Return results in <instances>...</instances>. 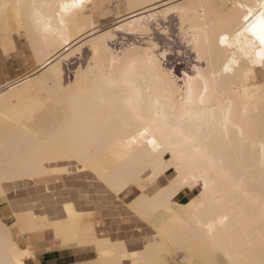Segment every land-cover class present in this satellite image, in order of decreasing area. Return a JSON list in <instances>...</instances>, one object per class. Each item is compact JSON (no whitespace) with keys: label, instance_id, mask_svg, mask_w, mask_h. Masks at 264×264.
Returning a JSON list of instances; mask_svg holds the SVG:
<instances>
[{"label":"bare ground","instance_id":"obj_1","mask_svg":"<svg viewBox=\"0 0 264 264\" xmlns=\"http://www.w3.org/2000/svg\"><path fill=\"white\" fill-rule=\"evenodd\" d=\"M92 1L87 0L88 7L78 10L79 15L65 14V19L69 20L66 27L60 24L58 9L46 5L70 3L71 0H8L21 5H39V8H21L22 25L13 20L7 33L0 19L1 59L6 56L3 54L5 46L10 55L18 50L22 38L33 55L25 81L17 83L16 79L4 74L0 84V201H9L10 216L14 218L12 224L0 218V234L5 228L22 237L30 235L32 239H43L51 234L60 246L95 247L96 258L89 259L86 264H121L129 259L118 252V248L127 250L125 245L113 241L114 236L111 239L104 234L105 229L98 226L95 213L79 211L67 198V185L55 182L60 176L85 173L117 198L130 188L137 190V195L127 203V211L144 227L148 235L146 244L152 245L148 253L138 259L155 256L167 264H174L180 255L181 264H211L221 251L225 255L230 252L234 259H242L249 253L246 229H252L251 236L258 241L264 217V149L261 148L264 144V93L261 92L264 69L259 62L253 64L244 53H239V63H246L250 74L245 75L243 68L235 74L223 73L222 65L230 57L219 51L216 38L219 33L232 30L230 6L238 0H124L127 14L123 16L118 12L117 31L128 26L129 34H139L137 30L141 25H151L150 19L145 18L160 13L158 5L164 8L189 6L182 7L183 24L180 15L177 16L181 34L194 58L192 64L187 62L191 64L190 69L181 70L180 87L175 90L176 105L181 106V89L187 98V89L183 87L185 71L195 76L196 69L200 68L209 77L215 71L217 79L214 100L207 106L206 115L201 112L197 117L193 112L190 119L180 110H171V97L165 99L162 88L158 91L146 64L137 62L132 67L136 57L142 56L140 50L148 49L150 44L132 43L115 50L110 42L114 41L113 30L99 31V22L90 7ZM243 2L254 4L256 0ZM34 12L40 14L39 25L30 19ZM172 13L176 12H169L168 16ZM49 20L52 30L45 32L44 24ZM128 20H133V24L127 25ZM154 25L160 26L156 22ZM22 26L26 29L24 35L20 34ZM205 26L207 38L200 31ZM106 34H110L105 41L107 46L100 47L98 54H94L96 38ZM153 41L159 50V43ZM77 43L74 55L87 45L91 56L86 67L79 66L75 72L72 84L77 87L69 90L63 61L71 55L64 56L63 52ZM197 47L200 58H197ZM170 52L168 50V58ZM167 57L162 58L163 61ZM252 59L258 61L254 54ZM90 63L95 75L89 71ZM53 66L59 68V78L51 74ZM169 70L175 74L173 68ZM109 75L116 81L115 86L109 87L106 79ZM200 83L192 82L193 95ZM245 88L249 90L247 94ZM101 93L106 100L104 105L98 102ZM158 95L167 119L159 121L157 141L165 145L171 141L174 147L178 146V151L182 148L186 154H194L196 146L206 147V156L216 161L218 183L203 198L202 182L184 184L175 166L164 163L172 159L171 151H161L157 158L151 145L139 136L145 122L156 118ZM194 107L201 108L198 102ZM134 138L135 142L130 143ZM68 155L74 158H64ZM196 163L203 166L206 161L201 159ZM58 166L67 170L54 171ZM6 168L13 178L4 179ZM183 192L195 194L186 202H178ZM13 194L23 196L10 201ZM193 200L197 201V209L189 208ZM66 204L71 205L75 213L71 217ZM209 223L216 225L215 238L208 233L206 225ZM20 227L27 232L20 233ZM2 256L0 235V258ZM256 258H259L258 246Z\"/></svg>","mask_w":264,"mask_h":264},{"label":"snow or ice","instance_id":"obj_2","mask_svg":"<svg viewBox=\"0 0 264 264\" xmlns=\"http://www.w3.org/2000/svg\"><path fill=\"white\" fill-rule=\"evenodd\" d=\"M48 8L55 7L58 9V14L60 15V24L62 26H67L69 20L65 19V14L68 16L79 15V11L88 7L87 0H71L70 3H62L59 5H46ZM161 8L160 13H154L151 17L145 19L155 20L157 25H160V17L163 16L166 22L160 25L159 28L156 25H141L137 30L139 34L144 36V39L147 43L150 44L148 49H141L140 52L142 56L136 57L133 62L132 67L134 68L137 62L146 64L149 67L152 79L158 85L159 89H163L165 99L171 97L170 107L172 111L180 110L187 114L188 118H191V114L193 112L196 113L197 117L200 116L201 112H205L206 108L210 105L214 100L215 86L217 83L216 72L213 71L211 77H209L206 71L197 68V75L191 76L185 71L183 73L185 77L184 88L187 89V98H185L183 89H181L179 93V100L181 101V106L178 107L175 103L176 97V89L179 86V76L181 75L180 69H175V74L169 70L168 66L164 64L162 58L168 56V46L165 44L159 47L153 41V32L163 31L165 36L171 35L168 32V28L172 26L175 22L174 20H168L169 12L175 11L180 15V23H184V15L182 11V7L189 6H181L175 5L171 8H164L162 5H158ZM203 7V6H201ZM21 8H31L37 9L39 5H21L18 3H10L8 0H0V19L3 20L5 25L6 33L11 30V25L13 20L17 25H22V17L20 14ZM231 11L229 13L230 16V24L231 31L221 32L217 36V46L220 52L224 53L226 57H230L227 59V62L222 65L223 73L240 71L241 68L244 69L245 75L250 74V70L247 69L246 63L241 65L239 63V53H244L247 56L248 61L255 64L259 62L262 69H264V0H256V3H245L243 0H238V2L232 4L230 6ZM30 19L33 23L39 25L41 23L40 14L38 12H34L30 14ZM51 21L49 20L46 24H44V31H51ZM26 29L21 27V35L25 34ZM183 31V29H182ZM203 32L204 37L207 38L208 33L206 26L205 28L200 29ZM110 34H106L104 37L96 38L97 43L94 44V54H98L100 47H106L105 41L107 40ZM245 45L247 47H245ZM258 46V51H257ZM251 49V51H249ZM197 58H200L201 52L200 48H196ZM4 55L8 54L7 46L4 48ZM72 52L70 55H74ZM255 55L258 58L257 60L252 59V55ZM116 63L115 58L113 59V64ZM234 66L235 70H234ZM89 71L95 75V71L92 68L90 63ZM51 74L57 76L59 78L60 70L58 67L53 66L50 70ZM77 82L81 80V76L77 74ZM107 83L109 87L115 86L116 81H114L109 75L107 78ZM198 81L202 82L197 85L196 94L193 95V87L192 82ZM77 87L73 85L71 81L68 83V89H73ZM151 91V89H150ZM245 94L248 93V89H244ZM261 92L264 93V86H261ZM7 94V93H5ZM100 105H104L106 100L101 93L99 100ZM199 103L201 106L200 109H196L194 105ZM228 115L231 116V109L229 108ZM155 119H149L145 122L143 130L139 132V136L146 139V142L151 145V149L154 153H156L157 158L161 151H171L172 159L164 161L165 164L169 166H175L177 173L183 176L184 184H200L202 182V187L204 189L201 192V198H203L209 191L212 189L217 183L219 176V170L216 167V161L214 158H209L206 156L208 149L206 147L196 146L194 150V154H186L184 150L181 148L179 151L177 147H174L169 141L167 145L163 143V141L158 142L156 138V131L159 130V121L160 119H167L166 115L161 109L160 98L157 96L156 100V111H155ZM211 119H215V116L211 117ZM227 119L225 120V125H227ZM243 135V133H242ZM148 137H151L150 139ZM135 142V138L130 143ZM261 148L264 149V144L261 145ZM66 159H72L71 155L65 156ZM204 159L206 161L205 165L201 166L196 163L197 161ZM83 162V161H82ZM86 163V162H84ZM222 164V161H221ZM57 172L66 171V168L56 167L53 169ZM13 178V174L6 168L4 171V179ZM179 178V177H178ZM118 191L117 189H114ZM131 207V206H130ZM199 206L197 205V201L193 200L189 205L190 209H197ZM65 208L69 212V216H73L75 213L72 210L71 205H65ZM140 215L138 209H133ZM226 219V218H225ZM19 223V221H17ZM148 223L151 224L152 220L149 219ZM223 224V221H221ZM16 227V224L13 225ZM156 227H159L156 225ZM208 229V233L215 238V223H209L206 225ZM20 233H26L27 229L20 227ZM246 232L249 234V240L247 242V247L249 248V253H246L242 259H234L231 253L224 254L223 251L219 252L213 260L211 264H264V217L261 219V224L259 228V239H253L251 236L252 229H246ZM2 235L3 240V256L0 258V264H40V260L38 259L36 246L32 242V237L30 235H25L23 239L18 238V235L14 231H10L5 228ZM258 246L259 250V258H256V248ZM151 244H146L144 248V252H138L135 250H124L122 248H118V252L121 255H125L129 257L131 264H167L162 258H157L155 256L146 258L144 260L138 259L141 256H144L148 253L149 248H151ZM106 254V253H105ZM223 257V258H221ZM195 264V262H193Z\"/></svg>","mask_w":264,"mask_h":264},{"label":"crops","instance_id":"obj_3","mask_svg":"<svg viewBox=\"0 0 264 264\" xmlns=\"http://www.w3.org/2000/svg\"><path fill=\"white\" fill-rule=\"evenodd\" d=\"M5 58L6 56H3L2 59L0 57V66L2 67L5 65V63H3L5 62ZM4 70L5 69L0 70V84L2 80H4L5 75L7 78L12 79L8 76V71ZM88 177L91 176L85 173H73L60 176L55 182L58 184L65 183L67 185V198L75 203L79 211H93L95 213L94 216L98 226L102 230L105 229L104 234L110 236L111 239L114 236L112 240L122 242L127 250L142 251L145 247L148 235L141 223L134 216L129 215L127 211V203L137 195V190L135 188H130L123 193V196L117 198L111 193L107 194L105 190H101L97 185L91 183L89 179H87ZM23 194L19 196L14 194L11 195L10 201L15 200L17 197L20 199ZM194 194L195 193L183 192L179 195L177 201L186 202ZM37 211H40V209ZM116 211L118 212L116 213ZM0 218L7 224H12L14 222V218L10 216L9 201L6 199L0 201ZM116 222L119 223L115 224ZM101 235H103V233ZM18 238L23 239L19 234ZM32 241L36 246L40 264H86V262H89V259L92 261V259L94 260L97 256L95 247L92 249V247L89 248L86 247V245L60 246L53 241L51 234H48L43 239H32ZM130 241L133 243L131 244ZM121 264H130V261L126 258Z\"/></svg>","mask_w":264,"mask_h":264},{"label":"rangeland","instance_id":"obj_4","mask_svg":"<svg viewBox=\"0 0 264 264\" xmlns=\"http://www.w3.org/2000/svg\"><path fill=\"white\" fill-rule=\"evenodd\" d=\"M90 7L92 9V13L96 21L99 22L98 23L99 25L97 24V26H99V31L104 32L110 29L113 30L114 41H110V42L115 50L119 51L122 48L128 47L132 43L143 45L144 42H146L142 34H129L130 32L128 31L130 30L128 26L126 28H123V31H117L118 12L123 16H126L127 14V8L125 7L124 0H93L91 2ZM158 12H161V9L158 10ZM167 19L175 21L172 24V26L168 28V32L171 35L165 36L162 31H157L152 33L153 39L157 40L160 47L165 44L168 46V50L171 51L170 52L171 54L169 58L168 57L166 58L164 64L167 66L170 65L168 68H173L174 70L177 69L178 67L182 75L181 70L190 69L192 64L191 61L194 58L193 55L194 53H192L193 52L192 50L190 51L191 48L188 47V44L184 40L185 39L184 36L181 34V31L179 29V20L177 13H172L170 16H168ZM131 22L133 24V20H128L126 24L128 25ZM154 22L156 21L151 19L149 20V24L151 25H154ZM165 22H166L165 18L161 16L160 25L164 24ZM78 46H79L78 43L77 45L74 44L69 50L63 52V55L66 56L67 54L72 53L75 50V48H77ZM79 54L71 55V56L67 55L66 57L67 59H64L63 61V67L65 70L64 75H65V80L67 82L71 81L72 83L74 81V75L79 66L86 67L87 61L91 56V50L87 45H84L82 46V50L80 51ZM32 62H33L32 51L30 47L27 45V42L22 38L18 50L12 52L10 55H6L4 62L5 65L4 67L0 66L1 67L0 70H3L5 68V70L8 71L9 73L8 76L10 78L16 79L17 83H21L25 81L29 76L27 75V70H29L32 67ZM87 179H89L91 183L97 185L101 190H105L102 184L98 182L94 177L91 176L88 177ZM106 192L107 194H110V192L108 191ZM195 193H197V191ZM176 260L175 263L176 262L178 264L182 263L180 255L179 257L176 258ZM178 260H180L181 262H179Z\"/></svg>","mask_w":264,"mask_h":264}]
</instances>
